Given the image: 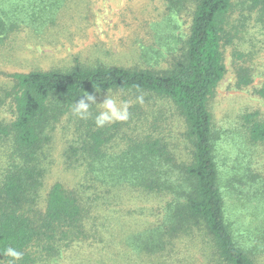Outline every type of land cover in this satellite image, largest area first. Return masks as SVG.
<instances>
[{
  "label": "trees",
  "instance_id": "1",
  "mask_svg": "<svg viewBox=\"0 0 264 264\" xmlns=\"http://www.w3.org/2000/svg\"><path fill=\"white\" fill-rule=\"evenodd\" d=\"M188 1L170 0V7L181 10ZM191 1L194 8L188 34L169 49L166 68L86 64L75 59L68 67L8 75L10 84L3 88L1 103L8 99L14 119L0 121V147L4 149H0V264L11 260L3 255L7 247L23 253L15 264H53L65 249L96 233V224L89 222L90 206L97 204L85 203L82 195L62 184H52L41 204L49 146L64 117L72 122L75 134L64 150L65 162L83 168L85 180L97 189V200L102 198L98 189L123 185L171 194L162 218L145 233L143 250H163L174 238L199 231L219 264H257V252L264 249V232L254 240L247 235L249 228L242 224L241 212L237 205L232 208L226 200L229 192L221 189L224 175L217 159L221 137L213 130L208 106L226 72L221 46L232 0ZM23 2L0 0V42L20 25L36 20L34 4ZM249 2L264 13V0ZM47 4L38 19H45ZM249 80L241 69L238 84L247 85ZM109 91L129 94L136 101L133 111L140 112L150 101L170 102L186 127L190 143L186 162L179 164L168 143L148 132L136 136L119 156L107 155L106 146L119 133L120 124L97 127L95 118L100 113L97 95ZM258 93L264 98V87ZM87 94L96 102L90 103L86 118H81L73 107ZM256 116L244 114L241 126L251 143H264V118ZM224 186L242 189L245 184L242 177L225 178Z\"/></svg>",
  "mask_w": 264,
  "mask_h": 264
},
{
  "label": "rangeland",
  "instance_id": "2",
  "mask_svg": "<svg viewBox=\"0 0 264 264\" xmlns=\"http://www.w3.org/2000/svg\"><path fill=\"white\" fill-rule=\"evenodd\" d=\"M23 1L34 4L36 20L20 25L0 42V121L4 122L14 119L8 99L1 103L10 73L68 67L75 59L86 64L166 68L169 49L188 34L194 8L191 0L181 10L171 8L170 0ZM249 1L232 0L221 46L226 72L208 106L213 130L221 137L217 142V159L224 175L221 189L229 192L226 200L233 209L237 205L242 224L249 228L245 233L254 240L264 232V143L248 140L241 117L257 113L256 119L264 118V98L258 93L264 87V13L250 7ZM46 4L45 19H38ZM28 14L27 10L24 15ZM241 69L250 79L247 85L238 84ZM107 97L115 99L118 106L126 105L128 111L127 120L110 123H119L120 130L106 146L107 155L119 156L136 136L148 132L168 143L179 164L186 162L190 150L186 127L170 102L150 101L140 112L133 111L136 101L129 94L109 91L96 97L100 112ZM71 123L64 117L54 129L41 204L52 184H62L82 195L85 203L97 204L90 206L89 222L96 224V233L65 249L53 264H219L199 231L174 238L163 250H143L144 236L162 218L171 194L123 185L98 189L102 198L97 200V189L85 180L83 168L65 162L64 150L75 136ZM240 177L245 184L242 189L224 186L225 178ZM256 262L264 264V249L257 252Z\"/></svg>",
  "mask_w": 264,
  "mask_h": 264
},
{
  "label": "clouds",
  "instance_id": "3",
  "mask_svg": "<svg viewBox=\"0 0 264 264\" xmlns=\"http://www.w3.org/2000/svg\"><path fill=\"white\" fill-rule=\"evenodd\" d=\"M93 102H96L95 97L87 94L74 103L73 112L81 118H86V115L89 112L90 103ZM102 106L104 110L95 118V124L97 127H103L106 124L115 121H125L128 119L127 106H118L115 99L107 97L102 102ZM3 255L11 258L9 264H15V262L20 261L23 258V253L13 247H7L4 250Z\"/></svg>",
  "mask_w": 264,
  "mask_h": 264
}]
</instances>
